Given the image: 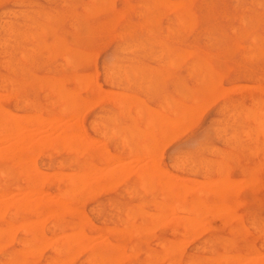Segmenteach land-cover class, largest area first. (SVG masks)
Here are the masks:
<instances>
[{
	"label": "rangeland",
	"instance_id": "obj_1",
	"mask_svg": "<svg viewBox=\"0 0 264 264\" xmlns=\"http://www.w3.org/2000/svg\"><path fill=\"white\" fill-rule=\"evenodd\" d=\"M179 1L0 0V127L6 124L10 128L7 134L0 130V152L5 151L8 144L17 146L18 129L21 127L29 135L28 148H32L26 151L27 156L0 159V243L5 245L0 244V262L58 264L62 260L60 264H89L90 260V264L96 261L95 264H115L118 260V264H233L236 261L235 264H255L258 260L264 264V0ZM164 3L172 5V8ZM168 60L169 64L173 63L167 64ZM11 87L14 88L12 92ZM5 92L10 94L3 95ZM6 111L14 115L13 118ZM31 118L38 121L32 122ZM28 121L32 122L31 125L26 123ZM70 133L71 137H76L68 141ZM49 138L50 143L44 142ZM65 139L72 144L69 149V143L67 146L64 144ZM53 146L55 151L50 148ZM150 154L154 156L150 157ZM28 155H32L30 159ZM60 160L62 165H59ZM27 161L38 167H35L38 171L35 169L33 172L34 168L26 165ZM121 167L124 172L120 171ZM60 171L66 175L57 181L52 176ZM81 172V181H76V177L79 179L77 173ZM144 172H149L146 173L148 179ZM37 173L42 174L39 176ZM45 175L48 176L47 181ZM103 179L107 183L104 184ZM33 180L41 182L35 184ZM82 182L85 188L80 185ZM171 182L173 186H170ZM88 183L93 184L92 187ZM188 185L192 186L189 191ZM219 187L221 189L215 190ZM164 188L167 191H163ZM220 190L224 191L221 193ZM67 191L70 194L67 195ZM206 191L208 194L204 193ZM195 199L199 203L196 208ZM50 200H55V203L67 200L63 206L69 205L60 209L61 203H56L58 208ZM18 202L20 207L16 206ZM16 207L17 212L14 210ZM56 207L62 211L68 207L66 210L70 208V211L65 210L63 214ZM53 209L58 211L57 214ZM48 211L53 212L52 217L49 214L51 218L46 215ZM80 215V220L88 219L90 223L79 221ZM25 221L29 224L26 225ZM144 225L151 232L141 227ZM32 226L33 229L27 228ZM104 226H107L105 230ZM110 227L113 231H109ZM228 229L232 232H227ZM84 231L88 236L82 241H90L78 248L82 242L80 239L85 237ZM61 232L68 235L62 238ZM72 232L73 237L78 236L73 240ZM98 233L106 235L110 242ZM7 236L11 241L6 240ZM61 239L68 241L62 242ZM175 240L184 241L178 243ZM7 242L11 243L4 244ZM70 242L76 247H72ZM98 242L102 247L107 246L102 249ZM160 242L162 246L159 247ZM39 243L43 245L39 246ZM51 243L62 248L53 247ZM67 244L71 246L70 251ZM42 246H45L44 250ZM115 247L117 249L114 250ZM32 248L38 254L33 253ZM162 250L169 253L167 257ZM147 252L151 255H144ZM225 255L228 259L234 256V260L224 262L220 256L225 258ZM57 256L61 260H56ZM126 256L129 258L124 259ZM85 257L88 260L84 262ZM109 259L116 261L110 263Z\"/></svg>",
	"mask_w": 264,
	"mask_h": 264
},
{
	"label": "bare ground",
	"instance_id": "obj_2",
	"mask_svg": "<svg viewBox=\"0 0 264 264\" xmlns=\"http://www.w3.org/2000/svg\"><path fill=\"white\" fill-rule=\"evenodd\" d=\"M173 1H174V0H173ZM175 1H176V0H175ZM177 1H179V0H177ZM103 2H104V1H103ZM167 2L170 3V1H167ZM171 2H172V1H171ZM179 2H182V0H180ZM250 2H251V1H250ZM252 2H253V1H252ZM172 3H174V2H172ZM164 4H165V6H166L168 3H164ZM249 4H250V3H249ZM139 5H141V4H139ZM169 5H170V4H169ZM169 5H167V6H169ZM258 5H259V4H258ZM142 6H143V5H142ZM167 6H166V7H167ZM170 6H171V7H170ZM170 6H169L168 8H172V5H170ZM174 6H176V5L174 4ZM177 6H178V5H177ZM179 6H180V4H179ZM86 7L88 8V6H86ZM146 7L148 8V6H146ZM88 9H89V8H88ZM86 11H87V10H86ZM23 12H24V11H23ZM162 12H163V10H162ZM164 14H165V12H164ZM21 15H22V14H21ZM175 16H176V15H175ZM239 17H240V16H239ZM176 18H177V17H176ZM181 21H182V20H179V22H180L179 24H182ZM146 22H148V21H146ZM177 23H178V22H177ZM185 25H186V23L184 24V27H185ZM74 27H75V25H74ZM186 27H188V26H186ZM41 29H42V28H40V30H41ZM31 36H32V34L30 35V37H31ZM122 36H123V35H122ZM119 38H120V37H119ZM250 39H251V38H250ZM27 40H28V39H27ZM251 40H252V39H251ZM252 41H254V40H252ZM5 44H6V43L4 42V45H5ZM37 44H38V43H37ZM4 45H3V47H4ZM254 45H255V44H254ZM124 46H125V45H124ZM60 47H61V46H60ZM1 48H2V47H1ZM133 48H134V47H133ZM30 49H31V47H30ZM33 50H34V49H33ZM56 50H57V48H56ZM76 50H77V49H76ZM48 51H49V50H48ZM77 51H78V50H77ZM0 52H1V51H0ZM4 52H5V50H4ZM6 52H7V51H6ZM129 52H130V51H129ZM13 53H14V52H13ZM6 54H7V53H6ZM188 54H189V52H188ZM23 55H24V54H23ZM49 55H50V54H48V56H49ZM10 56H11V55H10ZM48 56H47V57H48ZM50 56H51V55H50ZM53 56H54V55H53ZM79 56H80V55H79ZM245 56H246V55H245ZM23 57H24V59H27V57H26V58H25V56H23ZM80 57H81V56H80ZM81 58H82V57H81ZM158 58H159V57H158ZM174 58H176V57H174ZM64 59H67V58H64ZM72 59H73V58H72ZM154 59H155V57H154ZM176 59H177V58H176ZM4 61H5V60H4ZM24 61H26V60H24ZM171 61H172V60H170V62H171ZM7 62H8V61H7ZM9 63H10V61H9ZM11 63H12V62H11ZM11 63H10V65H11ZM172 63H173V62H171L170 64H172ZM174 63H175V62H174ZM67 64H69V63H67ZM70 64H71V63H70ZM167 64H169V60H168V63H167ZM167 64H166V65H167ZM170 64H169V65H170ZM117 66H118V65H117ZM203 66H204V65H203ZM3 67H4V65H2V68H3ZM19 67H20V66H19ZM63 67H64V66H63ZM185 67H187V66H185ZM13 68H14V67H13ZM13 68H12V69H13ZM20 68L22 69L23 67H20ZM65 68H66V67H65ZM201 68H202V67H201ZM191 69H192V68H191ZM6 70H7V69H6ZM10 71H11V70H10ZM193 71H194V70H193ZM186 72H187V71H186ZM23 73H24V72H23ZM123 73H124V70H123ZM133 73H134V72H133ZM187 73H188V72H187ZM120 74H121V73H120ZM126 74H127V73H126ZM126 74H125V75H126ZM85 75H86V74H85ZM86 76H87V75H86ZM89 76H90V74H89ZM89 76H87V77H89ZM121 76H122V75H121ZM144 76H145V75H144ZM201 77H202V76H201ZM4 78H5V80H6L7 77H4ZM4 78H3V79H4ZM33 78H34V77H33ZM127 78H128V77H127ZM127 78H126V81H127ZM0 81H2V79H0ZM3 81H4V80H3ZM160 81H161V80H160ZM199 81H200V80H199ZM90 82H92V81H90ZM93 82H94V81H93ZM5 83H6V81H5ZM5 83H4V84H5ZM9 83H10V80H9ZM95 83H96V82H95ZM95 83H94V84H95ZM10 84H12V83H10ZM110 84H111V83H110ZM2 85H3V84H2ZM146 85H147V84H146ZM53 86H54V85H53ZM41 87H42V86H41ZM12 88H13V87H11V91H10V92H12ZM54 88H55V87H54ZM222 88H223V87H222ZM3 89L6 90V88H4V87H3ZM13 89H14V88H13ZM206 90H207V89H206ZM219 90H220V89H219ZM230 90H231V89H230ZM69 91H71V90H69ZM108 91H109V90H108ZM10 92H9L8 94H10ZM59 92H60V91H59ZM71 92H72V91H71ZM73 92H74V90H73ZM76 92H77V91H76ZM215 92H216V91H215ZM5 93H6V94H5ZM5 93H4L3 95H8L7 92H5ZM218 93H219V92H218ZM59 94H61V93H59ZM111 94H113V92H112ZM123 94H124V92H123ZM1 95H2V94H1ZM3 95H2V96H3ZM13 95H14V94H13ZM11 96H12V95H11ZM75 96H76V95H75ZM130 96H131V95H130ZM3 97H4V96H3ZM63 97H64V95H63ZM117 97H118V96H117ZM0 98H2V97H0ZM5 98H6V96H5ZM8 98H9V97H8ZM8 98H7V99H8ZM10 98H11V97H10ZM10 98H9V99H10ZM59 98H60V97H59ZM59 98H58V99H59ZM61 98H62V96H61ZM65 98H66V97H65ZM65 98H64V99H65ZM95 98H96V97H95ZM95 98H94V100H95ZM211 98H212V97H211ZM23 99H24V98H23ZM58 99H56V100H58ZM62 99H63V98H62ZM62 99H61V100H62ZM209 99H210V97H209ZM1 100H2V99H1ZM16 100H17V99H16ZM66 100H67V99H66ZM70 100H71V99H70ZM76 100H77V99H76ZM110 100H111V99H110ZM194 100H195V99H194ZM215 100H216V99H215ZM2 101H3V100H2ZM49 101H50V100H49ZM68 101H69V100H67V102H68ZM89 101H90V100H89ZM91 101H92V100H91ZM205 101H206V100H205ZM213 101H214V100H213ZM22 102H23V100H22ZM78 102H79V101H78ZM118 102H120V101H118ZM195 102H196V101H195ZM17 103H18V101H17ZM25 103H26V102H25ZM25 103H24V104H25ZM68 103H70V101H69ZM72 103H73V101H72ZM92 103H93V102H92ZM203 103H204V102H203ZM207 103H209V102H207ZM24 104H23V105H24ZM79 104H80V103H79ZM86 104H87V103H86ZM94 104H95V103H94ZM197 104H198V103H197ZM197 104H195V105H197ZM199 104H200V103H199ZM205 104H206V102H205ZM205 104H204V105H205ZM256 104H257V103H256ZM23 105H22V106H23ZM25 105H26V104H25ZM65 105H67V104L65 103ZM77 105H78V104H77ZM206 105H207V104H206ZM14 106H15V105H14ZM19 106H20V105H19ZM62 106H64V105H62ZM68 106H69V104H68ZM88 106H89V105H88ZM140 106H141V105H140ZM90 107H91V106H90ZM141 107H142V106H141ZM161 107H162V106H161ZM193 107H194V106H193ZM193 107H191V108H193ZM63 108H66V106L63 107ZM191 108H190V109H191ZM32 109H33V108H32ZM34 109H35V108H34ZM61 109H62V108H61ZM137 109H140V107L138 106ZM137 109H136V111H137ZM190 109H189V110H190ZM263 109H264V108H263ZM3 110H4V109H3ZM5 110H6V109H5ZM35 110H36V109H35ZM85 110H86V109H85ZM156 110H157V109H156ZM194 110H195V109H194ZM65 111H66V110H65ZM67 111H68V110H67ZM78 111H79V110H78ZM134 111H135V110H134ZM138 111H140V110H138ZM153 111H154V110H153ZM163 111H164V109H163ZM185 111H186V110H185ZM187 111H188V110H187ZM187 111H186V112H187ZM192 111H193V110H192ZM6 112H7L8 114H10V112H8V111H6ZM63 112H64V111H63ZM151 112H152V111H151ZM199 112H200V110H199ZM4 113H5V112H4ZM144 113H145V112H144ZM170 113H171V112H170ZM187 113H188V112H187ZM189 113H190V112H189ZM189 113H188V114H189ZM196 113H197V111H196ZM196 113H194V116H195ZM15 114H16V113H15ZM136 114H137V113H136ZM138 114H139V113H138ZM145 114H147V113H145ZM182 114H183V112H182ZM197 114H198V113H197ZM200 114H201V113H200ZM74 115H75V114H74ZM76 115H77V114H76ZM132 115H133V114H132ZM139 115H140V114H139ZM164 115H165V114H164ZM164 115H163V116H164ZM173 115H174V113H173ZM180 115H181V114H180ZM183 115H184V114H183ZM245 115H246V114H245ZM6 116H7V115H6ZM10 116L13 118L14 115L10 114ZM17 116H18V115H17ZM151 116H152V114H151ZM178 116H179V114H178ZM184 116H186V113H185ZM188 116H189V115H188ZM188 116H187V117H188ZM194 116H193V117H194ZM19 117H20V116H19ZM69 117H70V116H69ZM104 117H106V116H104ZM164 117H165V116H164ZM179 117H180V116H179ZM8 118H9V117H8ZM8 118H7V119H8ZM23 118H24V117H23ZM48 118H49V117H48ZM173 118H174V117H173ZM173 118H171V119H173ZM175 118H176V117H175ZM9 119H10V118H9ZM9 119H8V120H9ZM19 119H20V118H19ZM24 119H26V118H24ZM24 119H21L20 121H22V120H24ZM53 119H54V118H53ZM76 119H77V118H76ZM153 119H154V118H153ZM168 119H169V118H168ZM179 119H180V118H179ZM186 119H187V118H186ZM186 119H184V120H186ZM10 120H11V119H10ZM34 120H35V119H33V121H34ZM74 120H75V119H74ZM257 120H259V119H257ZM25 121H26V120H25ZM31 121H32V118H31ZM31 121H30V122H31ZM33 121H32V122H33ZM37 121H38V120H37ZM37 121L35 120V122H37ZM52 121H53V120H52ZM139 121H140V120H139ZM149 121H151V120L149 119ZM172 121H174V120H172ZM179 121H180V120H179ZM181 121H182V120H181ZM181 121H180V122H181ZM253 121H254V119H253ZM259 121H260V120H259ZM261 121H262V120H261ZM263 121H264V119H263ZM30 122L28 121V122H26V123L30 124ZM32 122H31V123H32ZM114 122H115V120H114ZM145 122H148V121H145ZM75 123H76V121H75ZM77 123H78V122H77ZM148 123H149V122H148ZM148 123H147V124H148ZM151 123H152V122H151ZM45 124H47V123H45ZM49 124H50V123H49ZM101 124H102V123H101ZM152 124H153V123H152ZM152 124H151V125H152ZM260 124L262 125V122H260ZM18 125H19V124H18ZM21 125H22V124H21ZM21 125H20V126H21ZM23 125H24V124H23ZM30 125H31V124H30ZM20 126H18V128H19ZM25 126H26V125H25ZM36 126L38 127V125H36ZM79 126H80V125H79ZM165 126H166V125H165ZM165 126H164V129H165V132H166V128H165ZM172 126H173V125H172ZM178 126H179V125H178ZM262 126H263V125H262ZM27 127H28V126H27ZM80 127H81V126H80ZM170 127H171V125H170ZM179 127H180V126H179ZM256 127H257V126H256ZM0 128H1L0 130H1L4 134H7L8 131L10 130V128H9L8 126H6V124H5V125H1ZM155 128H156V127H155ZM263 128H264V126H263ZM74 129H75V127H74ZM67 130H68V129H67ZM72 130H73V129H72ZM111 130H112V129H111ZM114 130H115V129H114ZM153 130H154V128H153ZM174 130H175V128H174ZM181 130H182V129H181ZM245 131H247V130H245ZM35 132H36V131H35ZM69 132H71V131H69ZM72 132L74 133V131H72ZM141 132H142V131H141ZM175 132H176V130L174 131V133H175ZM181 132H182V131H181ZM261 132H262V131H261ZM18 133L20 134V136H19V139L17 140V141H18L17 146H15L14 143H11L10 145L8 144V147H6V150L0 152V159H1V158H9V159H12V160H13V159L16 157V155H18V157H20L21 155H25V154H26V156H27L26 151H30V150L32 149V148H31V149L28 148V147L30 146V145H29V135L27 134V132H26V130L24 129V127L19 128V129H18ZM111 133L113 134L114 131L111 132ZM132 133H133V132H132ZM151 133H153V132H151ZM169 133H171V132H169ZM247 133H248V132H247ZM33 134H34V133H33ZM33 134H31V136H32ZM124 134H125V133H124ZM133 134H134V133H133ZM163 134H164V133H163ZM163 134H162V135H163ZM166 134H167V133H166ZM171 134H172V133H171ZM244 134H245V133H244ZM47 135H48V134H47ZM68 135H69L68 137H67V135H64L65 137H67V140H68V141H69L70 139H73V138L76 137V136L71 137L70 135H72V133H70V134H68ZM73 135H74V134H73ZM31 136H30V138H31ZM33 137H34V136H32V138H33ZM35 137H36V136H35ZM108 137H110V135H109ZM53 138H54V137H53ZM69 138H70V139H69ZM118 138H119V137H118ZM121 138H122V137H121ZM160 138H161V137H160ZM36 139H37V138H36ZM41 139H42V137H41ZM62 139H63V138H62ZM7 140H9V139H7ZM10 140H11V139H10ZM31 140H32V139H31ZM33 140H34V139H33ZM46 140H47V141H46ZM46 140L44 141V139H43L42 141H44V142L47 143V142L50 140V138H49V139H46ZM60 140H61V139H60ZM65 140H66V139H65ZM67 140H66V143H64L65 146H67V144L69 143ZM105 140H106V139H105ZM150 140H151V139H150ZM1 141H2V140H1ZM15 141H16V140H15ZM148 141H149V140H148ZM165 141H166V140H165ZM11 142H12V141H11ZM38 142H40V141H38ZM44 142H43V143H44ZM56 142H57V141H56ZM62 142H65V141H62ZM62 142H61V143H62ZM76 142H77V141H76ZM166 142H167V141H166ZM166 142H165V143H166ZM43 143H42V144H43ZM46 143H44V144H46ZM49 143H50V141H49ZM51 143H52V141H51ZM77 143H78V142H77ZM44 144H43V145H44ZM57 144H58V143H57ZM64 144H63V145H64ZM70 144H71V143L68 144L67 148L69 147ZM120 144H121V142H120ZM162 144H163V143H162ZM5 145H6V144H5ZM28 145H29V146H28ZM43 145H42V147H43ZM50 145H51V144H50ZM71 145H72V144H71ZM71 145H70V146H71ZM141 145H142V144H141ZM148 145H149V144H148ZM44 146H45V145H44ZM143 146H144V144H143ZM145 146H146V145H145ZM151 146H152V145H151ZM163 146H164V145H163ZM61 147H62V149H64L63 146H61ZM149 147H150V146H149ZM160 147H161V146H160ZM27 148H28L29 150H27ZM47 148H48V146H47ZM50 148H53V151H55V150H54V146H53V147H50ZM69 148H70V147H69ZM69 148H68V149H69ZM80 148H81V147H80ZM142 148H143V147H142ZM144 148H146V147H144ZM144 148H143V149H144ZM147 148H148V147H147ZM255 148H256V147H255ZM55 149H56V148H55ZM72 149H73V148H72ZM211 149H212V148H211ZM58 150H61V149H58ZM76 150H78V149H76ZM76 150L74 149V151H76ZM146 150H147V149H146ZM150 150H151V149H149V151H150ZM158 150H160V149H158ZM66 151H68V150H66ZM66 151H65V153H66ZM79 151H80V149H79ZM79 151H78V152H79ZM128 151H129V149H128ZM216 151H217V150H216ZM250 151H251V150H250ZM250 151H249V152H250ZM146 152H147V151H146ZM33 153H35V152H33ZM49 153H50V152H48V156H50ZM80 153H81V152H80ZM93 153H94V152H93ZM106 153H107V152H106ZM110 154H112V153H110ZM154 154H155V153H154ZM34 155H35V154H34ZM34 155H33V156H34ZM45 155H46V154H45ZM77 155H78V153H77ZM146 155H147V154H146ZM151 155H152V154H150V157H151ZM29 156H32V155H28V159L31 158V157H29ZM35 156H36V155H35ZM142 156H143V155H142ZM144 156H145V154H144ZM152 156H154V155H152ZM134 157H135V156H134ZM24 158H25V157H24ZM72 158H73V157H72ZM72 158H71V159H72ZM87 158H88V157H87ZM108 158H109V157H108ZM111 158H112V157L110 156V159H111ZM135 158H136V157H135ZM142 158H143V157H142ZM157 158H158V157H157ZM220 158H221V157H220ZM28 159H27V160H28ZM32 159H33V158H32ZM71 159H70V161L72 162L73 160H71ZM116 159H117V158H116ZM133 159H134V158H133ZM133 159H131V160H133ZM263 159H264V158H263ZM2 160H3V159H1V161H2ZM16 160H17V159H16ZM23 160H24V159H23ZM23 160H21V162H24ZM25 160H26V159H25ZM33 160H34V159H33ZM33 160H32V161H33ZM50 160H51V159H50ZM92 160H93V159H92ZM112 160H113V159H112ZM86 161H87V160H86ZM14 162H15V160H14ZM21 162H20V165H19L20 167H22V166H21V165H22ZM27 162H29V163H26V165H27V164H30V161H27ZM60 162H61V163H60ZM60 162H59V165H60V164L62 165V161H61V160H60ZM88 162H90V161H88ZM7 163H9V162H7ZM17 163H18V162H17ZM17 163H15V164H17ZM32 163H33V162H32ZM42 163H43V162H42ZM145 163H147V162H145ZM149 163H150V162H149ZM155 163H156V162H155ZM155 163H154V164H155ZM10 164H14V163L10 162ZM34 164H35V163H34ZM53 164H54V163H53ZM203 164H204V163H203ZM120 165H121V164H120ZM123 165H124V164H123ZM146 165H147V164H146ZM204 165H205V164H204ZM19 166H18V168H19ZM30 166L34 168V169H33V172L38 171V170L36 169V168H38V167L35 166V167H36V168H35V167L32 166L31 164H30ZM48 166H49V165H48ZM53 166H54V165H53ZM56 166H57V165H56ZM76 166H79V165H76ZM93 166H94V165H93ZM93 166H88V168L93 167ZM25 167H27V166H25ZM25 167H24V168H25ZM28 167H29V166H28ZM57 167H58V166H57ZM106 167H107V166H106ZM113 167H114V166H113ZM117 167H118V169L120 168L118 165H117ZM154 167H155V166H154ZM154 167H153V168H154ZM4 168L6 169V167H4ZM29 168H30V167H29ZM69 168H70V167H69ZM72 168H73V167H72ZM77 168H78V167H77ZM98 168L100 169V167H98ZM98 168H97V169H98ZM111 168H112V167H111ZM111 168H110V169H111ZM126 168H127V167H126ZM126 168H124V169H126ZM143 168H144V167H143ZM145 168H146V171H147V170H148V169H147V166H146ZM151 168H152V167H151ZM190 168H191V167H190ZM35 169H36V171H35ZM99 169H98V170H99ZM110 169H107V170L110 171ZM137 169H138V168H137ZM19 170L22 171V168H20ZM19 170H18V172H19ZM29 170H30V169H29ZM103 170H104V169H103ZM105 170H106V169H105ZM121 170H123L122 167H121L120 171H121ZM150 170H151V169H149V171H150ZM156 170H157V168H156ZM160 170H161V169H160ZM207 170H208V169H207ZM25 171H26V170H25ZM31 171H32V170H31ZM54 171H55V170H54ZM87 171H89V169H87ZM87 171H86V172H87ZM100 171H101V170H100ZM109 171H106V172L109 173ZM111 171H112V170H111ZM113 171H114V170H113ZM113 171H112V172H113ZM118 171H119V170H118ZM120 171H119V172H120ZM128 171H129V169H128ZM131 171H132V170H131ZM141 171H142V170H141ZM141 171H140V172H141ZM158 171H159V170H158ZM194 171H195V170H194ZM215 171H216V170H215ZM27 172H28V171H27ZM40 172H41V171H40ZM57 172H58V171H57ZM78 172H79V171H78ZM102 172H103V171H102ZM123 172H124V170H123ZM123 172H122V173H123ZM154 172H155V170L153 171V173H154ZM1 173L3 174L2 171H1ZM4 173H5V172H4ZM20 173H21V172H20ZM20 173H19V174H20ZM22 173H23V171H22ZM42 173H43V172H42ZM42 173H41V174H42ZM60 173H62V172L60 171L58 174L53 173V176H52V177H53V178L56 177L57 181H58V179L60 178V176H61V178L63 177V175H64V177H65L66 174L63 173V175H62V174H60ZM84 173H85V172H84ZM87 173H89V172H87ZM87 173H85V174H87ZM99 173H100V172H99ZM117 173H118V172H117ZM117 173H116V175L119 174V173H118V174H117ZM120 173H121V172H120ZM125 173H126V172H125ZM125 173H123V175H124ZM127 173H128V172H127ZM138 173H139V172H138ZM138 173H137V175H138ZM142 173H143V172H142ZM144 173H145V172H144ZM146 173L148 174L149 172H146ZM146 173H145L146 176H144V177H147V174H146ZM159 173H160V172H159ZM25 174H26V173H24V175H25ZM34 174H35V173H34ZM37 174L39 175L40 173H37ZM41 174H40V175H41ZM44 174H45V173H44ZM44 174H43V175H44ZM55 174H56V176H55ZM74 174H75V173H74ZM77 174H79V176H78L79 179H77V177H76V179H75L76 181L80 180V176H81L80 174H82V172H81V173H77ZM77 174H76V175H77ZM92 174H93V173H92ZM95 174H96V173H95ZM104 174H105V173H104ZM139 174H140V173H139ZM150 174H152V171H151ZM40 175H39V176H40ZM47 175H48V174H47ZM47 175H45V176H47ZM58 175H59V177H58ZM82 175H83V174H82ZM112 175H113V174H112ZM126 175H127V174H126ZM126 175H124V176H126ZM129 175H130V173H129ZM141 175H142V174H141ZM141 175H140V177H141ZM170 175H171V174H170ZM252 175H253V174H252ZM49 176H50V175H49ZM74 176H75V175H74ZM110 176H111V175H110ZM110 176H109V177H110ZM118 176H119V175H118ZM118 176H115V177H118ZM138 176H139V175H138ZM142 176H143V175H142ZM155 176H156V175H155ZM7 177H8V176H7ZM26 177H27V176H26ZM57 177H58V178H57ZM81 177H82V176H81ZM93 177H94V176H93ZM109 177L107 176L108 179H110ZM119 177L122 178V175H120ZM119 177H118V179H119ZM136 177H137V176H136ZM140 177H139V179H141ZM207 177H208V176H207ZM2 178H3V177H2ZM41 178H43V177H41ZM47 178H48V176L46 177V180H45V181H47ZM83 178H85V176H83ZM83 178H81V179L83 180ZM86 178H88V177H86ZM97 178L99 179V177H97ZM100 178H101V177H100ZM102 178H103V177H102ZM104 178H105V176H104ZM125 178H126V177H125ZM142 178H143V177H142ZM148 178H149V175H148V177H147L146 179H148ZM165 178H166V177H165ZM169 178H171V177H169ZM175 178H176V177H175ZM217 178H218V177H217ZM3 179H4V178H3ZM44 179H45V177H44ZM73 179H74V178H73ZM157 179H158V178H156V180H157ZM171 179H173V178H171ZM176 179H177V178H176ZM179 179H180V177H179ZM184 179H185V178H184ZM186 179H188V178H186ZM186 179H185V180H186ZM34 180L36 181V179H34ZM34 180H33V181H34ZM53 180H54V179H53ZM53 180H52L50 183H52ZM60 180H61V179H60ZM69 180H70L71 182H76V181H73V180H71V179H69ZM104 180H105V179H103V181H104ZM106 180H107V179H106ZM113 180H114V179H113ZM158 180H161V179H158ZM162 180H164V179H162ZM166 180L168 181V178H167ZM166 180H165V181H166ZM174 180H175V179H174ZM182 180H183V179H182ZM189 180H190V179H189ZM211 180H212V179H211ZM19 181H20V180H19ZM35 181H34V182H35ZM39 181H40V180H39ZM39 181L37 180L38 183H39ZM80 181H81V180H80ZM108 181H109V180H108ZM111 181H112V179H111ZM145 181H147V180H145ZM169 181H170V179H169ZM190 181H191V180H190ZM192 181H193V180H192ZM199 181H200V180H199ZM199 181H198V182L196 181L197 184L199 183ZM201 181H202V180H201ZM221 181H222V180H221ZM243 181H244V180H243ZM0 182H1V181H0ZM5 182H6V180H5ZM37 182H35V184H36ZM40 182H41V181H40ZM54 182H55V180H54ZM71 182H70V183H71ZM105 182H106V181H104V184H105ZM116 182H118V181L116 180ZM141 182H142V181H141ZM155 182H156V181H155ZM163 182H164V181H163ZM173 182H174V181H173ZM173 182H171L170 186H173V185H172ZM175 182H176V181H175ZM183 182H184V181H183ZM203 182H204V181H203ZM216 182H217V181H216ZM222 182H223V181H222ZM228 182H229V181H228ZM38 183H37V184H38ZM48 183H49V182H48ZM65 183H66V182H65ZM65 183H64V184H65ZM85 183H86V182H85ZM94 183H95V182H94ZM102 183H103V182H102ZM106 183H107V182H106ZM112 183H113V182H112ZM148 183H149V182H148ZM148 183H147V184H148ZM168 183H169V182H168ZM177 183H178V182H177ZM177 183H176V185H177ZM181 183H182V182H181ZM219 183H220V182H219ZM230 183H232V185H233V182H230ZM236 183H237V182H236ZM71 184H73V183H71ZM83 184H84V182H82V184H80V185H82V186L84 187L85 185H83ZM86 184H87V183H86ZM88 184H90V183H88ZM165 184H166V182H165ZM174 184H175V183H174ZM197 184H196V185H197ZM217 184H218V183H217ZM220 184H221V183H220ZM220 184H219V185H220ZM43 185H44V184H43ZM54 185H55V184H54ZM56 185H57V184H56ZM74 185H75V184H74ZM91 185H93V184H90V186H91ZM167 185H168V184H166L165 186H167ZM176 185H175V187H176ZM178 185H179V183H178ZM181 185H183L182 187H184V184H181ZM201 185H203V184H201ZM238 185H239V184H238ZM21 186H22V185H21ZM47 186H48V185H47ZM57 186H58V185H57ZM71 186H73V185H70V187H71ZM76 186H77V185H76ZM82 186H80V187L82 188ZM88 186H89V185H87V187H88ZM108 186H110V185H108ZM115 186H116V183H115ZM168 186H169V185H168ZM168 186H167V187H168ZM188 186H189V185H188ZM211 186H213V185H211ZM221 186H222V185H221ZM227 186H228V185H227ZM13 187H14V186H13ZM17 187H18V185H17ZM26 187H27V186H26ZM74 187H75V186H74ZM85 187H86V186H85ZM85 187H84V188H85ZM91 187H92V186H91ZM94 187H95V186H94ZM94 187H93V190H94ZM97 187H98V186H97ZM97 187H96V188H97ZM102 187L104 188V186H102ZM106 187H107V184H106ZM110 187H111V186H110ZM113 187H114V186H113ZM150 187H151V186H150ZM162 187H163V185H161V188H160V189H162ZM179 187H180V186H179ZM191 187H192V186H191ZM191 187L189 186L188 191H189V189H190ZM203 187H205V186H203ZM206 187H207V186H206ZM206 187H205V188H206ZM215 187H216V186H215ZM215 187H214V188H215ZM225 187H226V186H225ZM57 188H58V187H57ZM81 188H80V189H81ZM98 188H99V187H98ZM100 188H101V187H100ZM107 188H108V187H107ZM143 188H144V187H143ZM177 188H178V187H177ZM177 188H175V189H177ZM193 188H194V187H193ZM195 188H196V187H195ZM242 188H243V187H242ZM91 189H92V188H91ZM124 189H125V188H124ZM145 189H146V188H145ZM160 189H159V190H160ZM165 189H167V188H164L163 191H167V190H165ZM169 189H170V187H168V190H169ZM179 189L181 190V187H180ZM183 189H184V191H185V190H186V186H185V188H183ZM201 189H202V188H201ZM209 189H210V188H209ZM219 189H221V188L219 187L218 189H215V190H219ZM240 189H241V188H240ZM25 190H26V188H25L23 191H25ZM28 190H29V189H28ZM31 190H32V189H31ZM31 190H30V194L32 193ZM55 190H56V189H55ZM67 190H68V189H67ZM88 190H89V189L87 188V191H88ZM98 190H99V189H98ZM110 190H111V189H110ZM195 190H197V189H195ZM212 190H213V189H212ZM232 190H233V189H232ZM232 190H231V191H232ZM236 190H238V189H236ZM21 191H22V189H21ZM32 191H35V190H32ZM64 191H65V190H64ZM73 191H74V190H73ZM87 191H86V192H87ZM94 191H95V190H94ZM103 191H104V190H103ZM106 191H107V190H106ZM182 191H183V190H182ZM193 191H194V190H193ZM207 191H209V190H207ZM207 191L204 192V193L208 194ZM223 191H224V190H220L221 193H222ZM226 191H228V190H226ZM234 191H235V190H234ZM27 192H28V191H27ZM35 192H37V191H35ZM68 192H69V191H67L66 194H67ZM126 192H127V191H126ZM175 192H176V191H175ZM175 192H174V194H175ZM209 192H210V191H209ZM212 192L214 193V191H212ZM217 192L219 193V191H217ZM21 193H22V192H21ZM33 193H34V192H33ZM64 193H65V192H64ZM71 193H72V192H71ZM77 193H78V192H77ZM82 193H83V191H82ZM99 193H100V192H99ZM168 193H169V191H168ZM177 193H179V192H177ZM180 193H181V192H180ZM185 193H186V191H185ZM187 193H188V192H187ZM189 193H190V192H189ZM218 193H217V194H218ZM233 193H235V192H233ZM19 194H20V192H19ZM28 194H29V192H28ZM30 194H29V195H30ZM35 194H36V193H35ZM68 194H70V193H68ZM68 194H67V195H68ZM84 194H85V193H84ZM91 194H92V193H91ZM217 194H216V195H217ZM229 194H231V193H229ZM1 195H2V194H1ZM21 195H22V194H21ZM24 195H25V192H24ZM29 195L26 194L27 197H28ZM33 195H34V194H33ZM33 195H32V197H33ZM72 195H73V193H72ZM72 195H71V196H72ZM79 195H80V194H79ZM79 195H78L77 198H80ZM130 195H131V194H130ZM130 195H129V196H130ZM184 195H185V194H184ZM12 196H13V195H12ZM18 196H19V195H18ZM18 196H17V197H18ZM73 196H75V193H74ZM80 196H81V195H80ZM91 196H92V195H91ZM139 196H140V195H139ZM159 196H161V194H160ZM174 196H175V195H174ZM181 196H182V195H181ZM206 196H207V195H206ZM1 197H2V196H1ZM13 197H14V196H13ZM19 197H20V196H19ZM34 197H35V196H34ZM36 197H37V196H36ZM57 197H58V196H57ZM86 197H87V196H86ZM165 197H166V196H165ZM165 197H163V198H165ZM175 197H176V196H175ZM182 197H183V196H182ZM182 197H181V198H182ZM15 198H16V195H15ZM20 198H21V197H20ZM29 198H30V196H29ZM177 198H178V196H177ZM13 199H14V198H13ZM17 199H18V198H17ZM21 199L23 200V198H21ZM38 199H39V198H38ZM42 199H43V198H42ZM48 199H49V198H48ZM50 199H51V198H50ZM53 199H54V197H53ZM59 199H60V197H59ZM90 199H91V197H90ZM18 200H19V199H18ZM34 200H36V199L34 198ZM72 200H73V198H72ZM72 200H71V201H72ZM80 200H81V199H80ZM191 200H193V199H191ZM195 200H196V204H194V206H195V208H196V206H197L199 203L197 202V201H198L197 199H195ZM11 201H12V200H11ZM11 201H10V202H11ZM25 201H26V200H24V202H25ZM42 201H44V200H42ZM47 201H48V200H47ZM50 201H53V202H54L55 200H50ZM58 201H60V200H58ZM62 201H63V200H61V202H60L61 204H60L59 202L56 201L57 204L59 203L60 205H62V206H60V207H61L60 209H62L65 205H67V203H66V204L63 206V204H64L65 201H67V200H64V203H62ZM71 201H70V202H71ZM189 201H190V200H189ZM189 201H188V202H189ZM13 202H14V201H13ZM16 202H17V201H16ZM27 202H28V200H27ZM40 202H41V199H40ZM44 202H46V201H44ZM48 202H49V201H48ZM68 202H69V201H68ZM76 202H77V201H76ZM154 202H155V200H154ZM25 203H26V202H25ZM25 203L23 204V207L21 206V207L23 208V212H22V213H24V206H25ZM29 203L31 204V202H29ZM56 203L54 202L55 205H57ZM151 203H153V202H151ZM190 203H191V201H190ZM190 203H188L189 206H190ZM13 204H15V202H14ZM40 204H41V203H40ZM42 204H44V206L47 205V203L45 204V203H43V202H42ZM79 204H80V203H79ZM142 204H143V203H142ZM144 204H145V203H144ZM177 204H179V202H177ZM200 204L202 205L201 202H200ZM9 205H12V204L10 203ZM18 205H20L19 202L16 204V206H17V207H20V206H18ZM68 205H69V204H68ZM68 205H67V206H68ZM76 205H77V204H76ZM155 205H156V204H154L153 207H155ZM201 205H200V206H201ZM33 206H34V205H33ZM33 206H29V207H30V208L32 207L31 209L33 210V209H34ZM35 206H36V204H35ZM57 206H58V205H57ZM175 206H176V205H175ZM219 206H220V205H219ZM222 206H224V205L222 204ZM222 206H221V207H222ZM227 206H228V205H227ZM1 207H3V206H1ZM8 207H10V206H8ZM13 207H15V205H13ZM17 207L14 209V210H16V212H17ZM208 207H209V205H208ZM3 208H4V207H3ZM30 208H29V209H30ZM35 208H36V207H35ZM58 208H59V206H58ZM58 208L56 207L57 210H60V209H58ZM158 208H159V207H158ZM177 208H178V207H177ZM184 208H185V207L183 206V209H184ZM187 208H188V207H187ZM202 208H203V207H202ZM209 208H210V207H209ZM211 208H212V207H211ZM213 208H214V206H213ZM215 208H216V207H215ZM20 209H21V208H20ZM31 209H30V212H33V211H31ZM43 209H45V208H43ZM66 209H68V207H67ZM66 209H65V210H66ZM185 209H186V208H185ZM192 209H193V208H192ZM222 209H223V207H222ZM0 210H2V208H1ZM21 210H22V209H21ZM26 210H27V209H26ZM26 210H25V212H27ZM51 210H52V209H51ZM53 210L56 211L55 209H53ZM63 210H64V209H63ZM65 210H64V211L60 210V212L62 211L63 214H64V212L67 211V210H66V211H65ZM126 210H127V209H126ZM200 210H201V209H200ZM210 210H211V209H210ZM214 210H215V209H214ZM218 210H220V208H219ZM4 211H6V210L4 209ZM28 211H29V210H28ZM69 211H70V208H69V210H68L67 212H69ZM75 211H76V210H75ZM75 211L73 210V212H75ZM168 211H169V210H168ZM0 212H1V211H0ZM2 212H3V211H2ZM6 212H7V211H6ZM6 212H5V213H6ZM10 212H11V210H10ZM57 212H58V211H56V214H57ZM62 212H61V213H62ZM71 212H72V211H71ZM71 212H70V213H71ZM73 212H72V214H73ZM130 212H131V211H130ZM186 212H187V211H186ZM192 212H193V211H192ZM194 212H195V211H194ZM197 212H198V211H197ZM218 212H219V211H218ZM13 213H15V212L13 211ZM52 213H53V212H52ZM52 213H51V211H48V213H47L46 215L49 216V214H50V216H51ZM77 213H78V212H77ZM201 213H202V212H201ZM201 213H200V214H201ZM212 213H213V212H212ZM221 213H222V212H221ZM10 214H12V212H11ZM38 214H39V213H38ZM38 214L36 213V215H38ZM54 214H55V212H54ZM56 214H55V215H56ZM215 214H217V212H216ZM215 214H214V215H215ZM0 215H1V214H0ZM17 215H18V214H16V216H17ZM36 215H35V216H36ZM82 215H83V214H82ZM82 215H80V217H79V221H82V223H83V222L86 223L88 219H87V220L85 219L86 221L83 220V219L80 220V218H82V217H81ZM128 215H129V214H128ZM153 215H154V213H153ZM194 215H195V214H194ZM202 215H204V214H201V216H202ZM6 216H7V215H6ZM50 216H49V217H50ZM85 216H86V215H85ZM220 216H222V215H220ZM223 216H225V215H223ZM233 216H234V215H233ZM235 216H236V214H235ZM37 217H38V216H36V218H37ZM39 217H41V216L39 215ZM51 217H52V216H51ZM51 217H50V218H51ZM56 217H57V219H58V215H56ZM71 217H72V216H71ZM87 217H88V216H87ZM153 217H154V216H153ZM162 217H163V216H162ZM225 217H226V216H225ZM236 217H237V216H236ZM19 218H20V217H19ZM36 218H34V219H36ZM54 218H55V217H54ZM74 218H75V217H74ZM76 218H77V217H76ZM126 218L129 219V217H126ZM140 218H141V217H140ZM160 218H161V217H160ZM197 218H198V217H197ZM222 218H223V217H222ZM34 219H33V220H34ZM42 219H43V218H42ZM57 219H56V220H57ZM131 219H133V218H131ZM131 219H130V221H131ZM223 219H224V218H223ZM225 219H226V218H225ZM25 220H26V219H25ZM38 220H39V219H38ZM38 220H37V221H38ZM46 220H47V219H46ZM126 220H127V219H126ZM126 220H125V222H126ZM149 220H150V219H149ZM161 220H162V219H161ZM189 220H190V219H189ZM191 220H192V219H191ZM191 220H190V221H191ZM154 221H155V220H154ZM159 221H160V220H159ZM206 221H207V220H206ZM19 222H20V221H19ZM25 222H26V221H25ZM44 222H45V221H44ZM88 222H89V221H88ZM88 222H87V223H88ZM122 222H123V221H122ZM196 222H197V221H196ZM198 222H199V221H198ZM26 223H27L26 225L29 224L28 222H26ZM82 223H81V224H82ZM89 223H90V222H89ZM145 223H146V222H145ZM167 223H168V222H167ZM170 223H171V222H170ZM175 223H176V222H175ZM199 223H200V222H199ZM0 224H1V223H0ZM23 224H24V223H23ZM58 224H59V223H58ZM124 224L126 225V223H124ZM130 224H131V223H129V225H130ZM176 224H177V223H176ZM8 225H11V224L8 223ZM12 225H13V224H12ZM14 225H15V224H14ZM17 225H19V224H17ZM24 225H25V224H24ZM26 225H25V226H26ZM31 225H32V224H31ZM74 225H76V224H74ZM120 225H121V224H120ZM133 225L135 226V224H133ZM137 225H138V224H137ZM177 225H178V224H177ZM200 225H201V224H200ZM200 225H199V226H200ZM207 225H208V223H207ZM241 225H242V224H241ZM19 226H20V225H19ZM36 226H37V225H36ZM52 226L55 227L54 225H52ZM59 226H60V224H59ZM126 226H127V225H126ZM130 226L132 227V224H131ZM151 226H152V225H151ZM166 226H167V225H166ZM187 226H188V225H187ZM0 227H1V226H0ZM14 227H15V226H14ZM16 227H17V226H16ZM70 227H71V226H70ZM73 227H75V226H72V228H73ZM93 227H94V226H93ZM96 227H97V226H96ZM141 227H143V229L146 230L145 225H144V226H141ZM192 227H193V225H192ZM207 227H208V226H207ZM207 227H206V228H207ZM242 227H243V226H242ZM2 228H3V227H2ZM10 228H11V227H10ZM27 228H29V230H30V229H33V226H32V228H30V227H27ZM38 228H39V227H38ZM45 228H46V227H45ZM59 228H60V227H59ZM61 228H62V227H61ZM79 228H80V227H79ZM79 228H77V229L79 230ZM106 228H107V226H106V227L104 226V230H105ZM112 228H113V227H112ZM115 228H122V226H121V227H115ZM151 228H152V227H151ZM173 228H174V226H173ZM197 228H198V227H197ZM208 228H209V227H208ZM208 228H207V229H208ZM3 229H6V228L4 227ZM14 229H15V228H14ZM16 229H17V228H16ZM18 229H19V228H18ZM20 229H21V228H20ZM20 229H19V230H20ZM49 229H50V228H49ZM132 229H133V227H132ZM195 229H196V228H195ZM203 229H204V228H203ZM258 229H259V228H258ZM0 230H2V229H0ZM9 230H10V229H9ZM9 230H7V231H9ZM23 230H24V228H23ZM27 230H28V229H27ZM89 230H90V229H89ZM107 230H108V229H107ZM116 230H117V229H116ZM133 230H134V229H133ZM147 230H148V229H147ZM147 230H146V231H147ZM205 230H206V229H205ZM230 230H231V229H228L227 232L230 231ZM3 231H4V230H3ZM11 231H13V230H11ZM21 231H22V229H21ZM31 231H32V230H31ZM31 231H30V232H31ZM58 231H59V230H58ZM72 231H75V230H72ZM82 231H83V230H82ZM109 231H113V230L111 229V227H110V230H109ZM117 231H118V230H117ZM128 231H129V230H128ZM146 231H145V232H146ZM243 231H244V230H243ZM256 231H257V230H256ZM13 232H14V231H13ZM22 232H23V231H22ZM22 232H21V233H22ZM24 232H26V231H24ZM28 232H29V231H28ZM145 232H143V233H145ZM147 232H151V230H150V231H147ZM179 232H180V231H179ZM188 232H189V231H188ZM231 232H232V230H231ZM239 232H240V230H239ZM6 233H7V232H6ZM66 233H68V232H66ZM126 233H127V232H126ZM138 233H139V232H138ZM141 233H142V231H141ZM176 233H177V232H176ZM182 233H183V232H182ZM189 233H190V232H189ZM210 233H211V232H210ZM229 233H230V232H229ZM236 233H238V232H236ZM8 234H9V232L7 233V235H8ZM24 234H25V233H24ZM26 234H27V233H26ZM30 234H31V233H30ZM35 234H36V233H35ZM35 234H34V235H35ZM41 234H42V233H41ZM61 234H62V232H61ZM69 234H70V231H69ZM77 234H78V233H77ZM82 234L85 235V231H84ZM82 234H80V235H82ZM98 234L100 235L101 233H98ZM118 234H119V233H118ZM172 234L174 235L175 232H173ZM172 234H171V235H172ZM187 234H188V233H185V235H187ZM204 234H205V233H204ZM231 234H232V233H231ZM51 235H52V234H51ZM63 235H65V234H62V238H63ZM66 235H68V234H66ZM66 235H65V236H66ZM78 235H79V234H78ZM101 235H103V234H101ZM110 235H111V234H110ZM127 235H128V233H127ZM145 235H146V233H145ZM181 235H182V234L180 233V236H181ZM200 235H201V234H200ZM36 236H37V235H35V237H36ZM65 236H64V238H67V237H65ZM87 236H88V234H86L85 237L79 236V237H82L81 239H80V238H79V239L82 241V239H83V238H86ZM190 236H191V235H190ZM10 237H11V235H10ZM45 237H46V236H45ZM74 237H78V236H74ZM74 237H73V232H72V240H73ZM89 237H90V236H89ZM103 237H104V235H103ZM105 237H106V235H105ZM105 237H104V239L107 241V239H106ZM108 237H109V236H108ZM145 237H146V236H145ZM176 237H179V235L176 236ZM192 237H193V235H192ZM263 237H264V236H263ZM263 237H262V238H263ZM8 238H9V237L7 236L6 240H7V241H11V240H8ZM13 238H14V237H12V239H13ZM41 238H42V236H41ZM188 238H189V236H188ZM197 238H198V237H197ZM74 239H75V238H74ZM88 239H89V238H88ZM91 239H92V238H91ZM145 239H146V238H145ZM217 239H218V238H217ZM42 240H43V238H42ZM42 240H40V242H41ZM62 240H63V239H61V241H62ZM70 240H71V237H70ZM77 240H78V239H77ZM96 240H98V239H96ZM102 240H103V238H102ZM102 240H101V241H102ZM105 240H104V241H105ZM152 240H154V238H153ZM24 241H25V240H24ZM27 241H28V240H27ZM27 241H26V243H27ZM43 241H44V240H43ZM64 241H66V240L64 239ZM64 241H62V242H64ZM67 241H68V239H67ZM67 241H66V242H67ZM86 241L88 242V241H90V239H89V240H86ZM86 241H84V242H86ZM98 241H99V240H98ZM108 241H109V240H108ZM108 241H107V242H108ZM154 241H155V240H154ZM175 241H178V243H179V242H181L182 240H180V241H179V240H175ZM183 241H184V240H183ZM183 241H182V242H183ZM202 241H203V240H202ZM218 241H219V240H218ZM56 242H58V241H56ZM73 242H74V241H73ZM75 242H76V241H75ZM79 242H80V241H79ZM79 242H77V244H78ZM84 242L82 241L81 244H80V245L78 244L77 247H78V248L82 247L81 245H82V243H84ZM109 242H110V241H109ZM122 242H123V241H122ZM157 242H158V241H157ZM219 242H220V241H219ZM222 242H223V241H222ZM247 242H248V241H247ZM10 243H11V242H10ZM10 243H9V244H10ZM17 243H18V242H17ZM49 243H50V242L47 241V244H49ZM98 243H99L100 246H101V243H100V242H98ZM104 243H105V242H104ZM104 243H103V244H104ZM112 243H113V242H112ZM144 243H145V241H144ZM185 243H186V242H185ZM0 244H2V243H0ZM4 244H8V242H7V243H4ZM9 244H8V245H9ZM22 244H23V243H22ZM24 244H25V243H24ZM40 244H41V243H39L38 245H39V246L43 245V244H41V245H40ZM51 244L53 245V243H51ZM58 244H59V243H58ZM70 244H72V247H73V246L76 247V244L73 245V243H71V242H70ZM90 244H91V242H90ZM90 244L88 245L89 247H90ZM94 244H95V243H94ZM113 244H115V243H113ZM132 244H133V243H132ZM132 244H131V245H132ZM160 244H161V242H160L159 245H158L159 247L162 246V245H160ZM207 244L210 245V243H208V242H207ZM2 245H3V244H2ZM26 245H27V244H26ZM28 245H29V244H28ZM38 245H36L37 248H38ZM151 245H152V244H151ZM164 245H165V244H164ZM164 245H163V246H164ZM168 245H169V243H168L166 246H168ZM171 245H172V244H171ZM177 245H180V244H177ZM185 245H186V244H185ZM185 245H184V246H185ZM259 245H260V244H259ZM0 246H1V245H0ZM23 246H24V245H23ZM36 246H35V247H36ZM45 246H46V245H45ZM45 246H42L43 249H42V247H40V248H41L42 250H44V249H45V248H44ZM54 246H55V245H53V247H54ZM58 246H59V245H58ZM58 246H55V247L58 248ZM67 246H68V244H67ZM79 246H80V247H79ZM88 246H87V247H88ZM106 246H107V245H106ZM106 246L103 245V247L101 246V248L104 249V247H106ZM108 246H109V245H108ZM261 246H262V245H261ZM3 247H5V245H3ZM3 247H2V248H3ZM46 247H47V246H46ZM70 247H71V246H70ZM70 247H69V246L67 247L68 250H69ZM89 247H88V248H89ZM91 247H92V246H91ZM93 247H94V246H93ZM116 247L118 248L117 243H116ZM116 247L114 248V250L117 249ZM154 247H155V246H154ZM154 247H153V248H154ZM169 247H170V246H169ZM169 247H168V248H169ZM173 247H174V245H173ZM175 247L177 248V246H175ZM175 247H174V249H175ZM180 247H182V246H180ZM194 247L197 248L196 245H194ZM258 247H260V246H258ZM28 248H29V247H28ZM33 248H34V247H33ZM33 248H32L33 253H37V252H34ZM59 248H62V247L59 246ZM67 248H66V249H67ZM88 248H86V251H87ZM107 248H108V247H107ZM130 248H131V247H130ZM164 248H165V247H164ZM166 248H167V247H166ZM209 248H210V247H209ZM223 248H224V247H223ZM260 248H261V247H260ZM26 249H27V248H26ZM41 249H38V250L41 251ZM51 249H53V248L50 247V250H51ZM63 249H64V248H63ZM108 249H109V248H108ZM128 249H129V248H128ZM169 249H170V248H169ZM169 249H167V251H168ZM177 249H178V248H177ZM201 249H202V248H201ZM24 250H25V249H24ZM35 250H37V249H35ZM55 250H57V249L55 248ZM55 250H54V251H55ZM61 250H62V249H61ZM89 250H90V249H89ZM202 250H204V248H203ZM26 251L28 252V250H26ZM40 251H39V254L41 253ZM57 251H58V250H57ZM69 251H70V250H69ZM76 251H77V250H76ZM111 251H112V250H111ZM111 251H110V255H111ZM162 251L164 252V250H162ZM173 251H174V250H173ZM193 251H195V250H193ZM198 251H199V250H198ZM222 251H224V249H223ZM27 252H25V253H27ZM30 252H31V251H30ZM60 252H61V251H60ZM71 252H72V251H71ZM73 252H74V251H73ZM80 252H81V251H80ZM113 252H114V251H113ZM118 252H120V251H118ZM118 252L115 254V256H117ZM131 252H132V251H131ZM135 252H136V251H135ZM139 252H140V251H139ZM141 252H142V251H141ZM168 252H169V251H168ZM55 253H57V252H55ZM122 253H123V251H122ZM122 253H121V254H122ZM133 253H134V252L131 253L132 256L134 255ZM164 253L166 254V257H167V255H168L170 252H169V253L164 252ZM164 253H163V254H164ZM172 253H174V252H172ZM175 253H176V252H175ZM256 253H257V252H256ZM256 253H255V254H256ZM37 254H38V253H37ZM52 254H53V253H52ZM57 254H59V253H57ZM96 254H98V253H96ZM121 254H119V255H121ZM145 254H147L146 256L151 255V254H148V252H147V253H144V255H145ZM163 254H162L161 256H164ZM231 254H232V253H231ZM255 254H254V257H255ZM24 255H27V254H24ZM32 255L34 256L35 254H32ZM53 255H54V254H53ZM55 255H56V254H55ZM64 255H65V254H64ZM77 255H79V253H78ZM100 255H101V254H100ZM113 255H114V254H113ZM113 255H112V257H113ZM119 255H118V256H119ZM128 255H129V254H128ZM152 255H153V254H152ZM154 255H155V254H154ZM159 255H160V254H159ZM159 255H158V258H159ZM170 255H171V254H170ZM229 255H230V254H228L227 256H229ZM36 256H37V255H36ZM47 256H49V255H47ZM123 256H124V254H123L122 257H120V258H123ZM172 256H173V255H172ZM227 256L225 255V258H226ZM231 256H233V255H231ZM258 256H259V255H258ZM4 257H5V256H4ZM50 257H52V256H50ZM127 257L129 258V256H126V257H124V259L127 258ZM154 257H156L155 259H157V255L154 256ZM206 257H207V256H206ZM218 257H219V256H218ZM252 257H253V256H252ZM254 257H253V258H254ZM261 257H262V256H261ZM263 257H264V256H263ZM8 258H9V257H8ZM56 258H58V259H56V260L59 261L60 258H59L58 256H57ZM66 258H67V257H66ZM100 258H101V257H100ZM107 258H108V257H107ZM117 258H118V257H116V259H117ZM120 258H118V259H120ZM221 258H222V260L224 259V262H227V261L230 259V257H229V259H228V257L225 259V258H223V257L220 256V259H221ZM233 258H234V256H233ZM233 258H231L230 260H231V261L234 260ZM45 259H46V258H45ZM85 259H86V257H85ZM116 259H113V260H112V259H111V260L109 259V261H111L110 263H112V261H113V263H114V260L116 261ZM171 259H172V258H171ZM171 259H170V260H171ZM256 259H257V258H256ZM258 259H259V258H258ZM51 260H52V258H51ZM56 260H55V261H56ZM60 260H61V259H60ZM72 260H73V259H72ZM87 260H88V257H87L86 260H83V261L85 262V261H87ZM159 260H160V259H159ZM170 260H168V261H170ZM197 260H199V259H197ZM225 260H226V261H225ZM251 260H254V261H255V259H251ZM21 261H23V260H21ZM52 261H53V260H52ZM58 261H57V262H58ZM61 261H62V260H61ZM61 261H59V262H61ZM109 261H108V262H109ZM119 261L121 262V260H119ZM168 261H167V262H168ZM171 261H172V260H171ZM171 261L168 262V263H171ZM173 261H174V259H173ZM190 261H191V260H190ZM260 261H261V262L263 261L262 258H261ZM260 261H259V262H260ZM59 262H58V264H60ZM62 262H63V261H62ZM67 262H68V261H67ZM72 262H73V261H72ZM84 262H83V263H84ZM88 262H89V264H90V260H89ZM96 262H97V261H96ZM96 262H95V263H96ZM100 262H101V261H100ZM195 262H196V261H195ZM236 262H237V261H236ZM236 262H235V263H236ZM252 262H253V261H252ZM0 263H2V262H0ZM6 263H8V262H6ZM10 263H12V262L10 261ZM65 263H66V262H65ZM95 263H94V264H95ZM145 263H146V262H145ZM183 263H184V262H183ZM186 263H189V262H186ZM196 263H197V262H196ZM235 263H233V264H235ZM239 263L241 264V262H238V264H239ZM256 263H257V264H260V263H258V260H256L255 264H256ZM2 264H5V263H2ZM13 264H15V263H13ZM62 264H64V263H62ZM98 264H100V263H98ZM101 264H102V263H101ZM115 264H118V260L115 262ZM147 264H148V262H147ZM164 264H167V263L165 262ZM180 264H181V263H180ZM190 264H191V263H190ZM214 264H215V263H214ZM250 264H251V263H250ZM261 264H262V263H261Z\"/></svg>",
	"mask_w": 264,
	"mask_h": 264
}]
</instances>
